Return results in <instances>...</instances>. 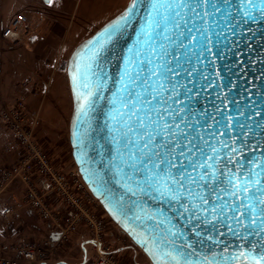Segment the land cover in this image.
I'll list each match as a JSON object with an SVG mask.
<instances>
[{"label": "water", "instance_id": "1", "mask_svg": "<svg viewBox=\"0 0 264 264\" xmlns=\"http://www.w3.org/2000/svg\"><path fill=\"white\" fill-rule=\"evenodd\" d=\"M67 75L74 163L151 264H264V0H129Z\"/></svg>", "mask_w": 264, "mask_h": 264}, {"label": "rangeland", "instance_id": "2", "mask_svg": "<svg viewBox=\"0 0 264 264\" xmlns=\"http://www.w3.org/2000/svg\"><path fill=\"white\" fill-rule=\"evenodd\" d=\"M128 3L129 0H0V264H151L84 186L78 185L76 190L85 200L88 198L89 208L96 206L97 220L92 222L81 213L83 217L69 216L70 208H64L58 185L53 182L47 189L38 183L42 173L34 170L30 180L14 177L12 168L21 163L23 151L12 141L2 116L22 99L27 116L37 120L33 141L45 151L53 170L71 178L73 186L77 177L69 143L68 116L73 108L69 105L73 102L67 64L73 51L121 14ZM19 13L27 18V24L20 28V40L4 39L2 28ZM8 170L12 176L4 179ZM29 187H35L37 196L50 204L52 217L44 218L31 206L25 198ZM7 206L11 207L8 214L3 213ZM58 227L64 234L58 241H51L50 232ZM91 236L99 238L102 248L113 250L104 256L105 261L96 248L86 244L88 258L86 255L83 262L80 243ZM26 244H31L34 251L30 258L18 254ZM117 247L120 249L114 251Z\"/></svg>", "mask_w": 264, "mask_h": 264}, {"label": "built area", "instance_id": "3", "mask_svg": "<svg viewBox=\"0 0 264 264\" xmlns=\"http://www.w3.org/2000/svg\"><path fill=\"white\" fill-rule=\"evenodd\" d=\"M26 24H27L26 16L22 13L16 14L8 22V24L2 28L1 36L4 39L10 41H18L20 40V34H21L20 28L22 26H25ZM23 108L24 105L22 99H20V101L16 102L7 111H4L2 113L3 120L6 123V126L8 127V131L11 134L12 141L15 143L18 149H21L23 151L22 153L23 159L21 163L12 168L13 172L15 173L14 177L18 176L22 180H30V175H29L30 173L33 174L35 173V171L37 172V174L42 173L43 176L40 175L39 176L40 178L37 179L38 183L41 184L43 187H46L47 189L49 187L51 188L53 182H55L58 185V188H56L60 193L58 194L60 195V197H62L65 200L64 208H66L67 206L70 208L69 216L75 217L80 215L81 217H83L82 215H84L86 219H88L90 222H92V220L94 219L97 220L95 213L96 206L93 205L94 206L93 209L89 208L87 205L88 198L87 200H85L83 194L80 191L77 192L76 186L77 187L78 185L80 187L84 186L86 191L91 196V198L96 199L100 205L102 204L89 189L86 182L82 178L80 172L78 171L77 167L75 172L77 177V182L75 183L73 182V186L71 184L72 181L71 178H67L65 176L59 175L55 172V170H53L52 166L49 164L48 156L45 153V151L41 150L38 146H36L35 142L33 141V130L37 123V120L34 116L28 115L29 116L28 117L27 111H24ZM21 170L26 172L23 173L21 172ZM10 176H12V171L8 170L4 172V179L9 178ZM36 192L38 191L35 189V187H29L27 189L25 198L31 202V206L34 209H37L39 213L44 216V218L48 216L52 217L50 204L47 203L46 201L44 202L43 201L44 198H42L41 195L37 196ZM10 210L11 207L7 206L3 209V213L8 214ZM67 220H69V218H67ZM63 234L64 231L61 227H58L57 229L52 228L49 239L51 241H58L60 238H62ZM83 241L86 242L85 246L86 244H91L94 248H96L97 252L100 253L101 259H103L104 261H105L104 259L105 255H111L113 253L112 249L106 250L102 248V243L100 242L97 236H91L90 238H86ZM119 249L120 247H117V249H115L114 251H118ZM18 254L23 257H28V258L32 257L34 251L32 249L31 244H26L20 247L18 250ZM85 256L88 258V253H86V250H85ZM87 258L86 259L84 258L85 259L84 263L86 262Z\"/></svg>", "mask_w": 264, "mask_h": 264}, {"label": "bare ground", "instance_id": "4", "mask_svg": "<svg viewBox=\"0 0 264 264\" xmlns=\"http://www.w3.org/2000/svg\"><path fill=\"white\" fill-rule=\"evenodd\" d=\"M68 57H69V55H68ZM69 107H72V103H70ZM71 113H72V109L70 110V114H69V116H68V117H69V118H68V120H69L68 122H70ZM68 128H69V126H68ZM68 131H69V130H68Z\"/></svg>", "mask_w": 264, "mask_h": 264}, {"label": "flooded vegetation", "instance_id": "5", "mask_svg": "<svg viewBox=\"0 0 264 264\" xmlns=\"http://www.w3.org/2000/svg\"><path fill=\"white\" fill-rule=\"evenodd\" d=\"M128 235V234H127ZM130 237V236H129ZM130 239L132 240V238L130 237ZM133 241V240H132ZM134 242V241H133ZM135 243V242H134ZM141 249V248H140ZM142 250V249H141ZM143 251V250H142ZM145 254V253H144ZM146 255V254H145ZM151 263V262H150Z\"/></svg>", "mask_w": 264, "mask_h": 264}]
</instances>
